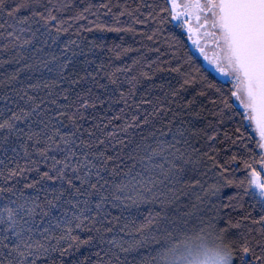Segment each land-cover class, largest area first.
Wrapping results in <instances>:
<instances>
[{
    "label": "trees",
    "instance_id": "obj_1",
    "mask_svg": "<svg viewBox=\"0 0 264 264\" xmlns=\"http://www.w3.org/2000/svg\"><path fill=\"white\" fill-rule=\"evenodd\" d=\"M18 2L5 0L0 9V112L6 118L10 115L7 109H30L33 105L28 97L32 96L42 103L27 122H20L25 132L29 123L31 131L42 137L51 134L53 127L61 133L71 132L73 113L82 117L77 127L84 140L90 139L89 132L103 139L101 128L105 134L115 130V136L98 149L112 157L101 171L100 183L107 181L111 190L110 186L124 181L129 172L156 182L153 196L144 201L123 200L115 206L111 199L106 202V215L95 227L103 225L111 232L76 229L73 237L86 240L91 235V243L76 247L71 239H63L57 244V239L66 235L65 225L58 227L57 218L63 220L62 212L75 211L66 201H82L87 196L74 197L69 189L55 201L53 189L60 187L58 182L25 187L39 180L35 168L43 172L49 165L33 151L32 141L10 136L0 147V188L39 197L36 202L44 207L37 208V213L48 211L49 200L60 206L47 217L36 216L33 226L50 228L56 238L51 246L58 248L37 264H98L100 259L111 260V264H141V256L159 247L156 241L180 246L212 244L225 227L229 230L224 242L234 249V264H240V245L245 238L259 239L261 225L252 221L264 215V202L251 195L250 182L253 170L256 180L264 181L262 150L257 147L253 128L243 120L242 106L231 94L232 80L222 78L207 64L184 25L164 10L170 0H40L9 16ZM48 9L56 21L45 24L39 17L32 18L33 12L47 15ZM25 17L30 19L21 24ZM111 28L122 31L106 30ZM113 79L115 84L110 82ZM81 98L95 107H80ZM214 134L216 139L209 140ZM173 138L175 147H171ZM25 146L30 155H25ZM153 150L163 151L168 160L176 153L187 163L181 162L180 171L165 175L168 160L152 157ZM161 164L163 170L158 167ZM19 169L24 174L10 178V173ZM221 172L226 179L221 178ZM91 182L96 183L97 177ZM75 183L80 187L79 181ZM212 185L219 189L215 194L210 191ZM5 196L16 198L8 192ZM95 199L92 197L93 202ZM229 221L240 227H230ZM85 227L93 226L86 223ZM141 227L144 231H137ZM144 236L148 239L138 251L121 252L107 242L113 237L136 242Z\"/></svg>",
    "mask_w": 264,
    "mask_h": 264
},
{
    "label": "snow or ice",
    "instance_id": "obj_2",
    "mask_svg": "<svg viewBox=\"0 0 264 264\" xmlns=\"http://www.w3.org/2000/svg\"><path fill=\"white\" fill-rule=\"evenodd\" d=\"M39 2L40 0H19L17 7L8 15L12 16L14 13H18L21 8H31L33 4ZM4 4L5 0H0V9L4 8ZM103 7L107 8L108 5L105 4ZM164 10L169 12L172 19L182 20L184 25H188L189 32L192 31L190 21H195L196 30L205 38L206 43L204 46H200L197 41L194 43H197L200 51L204 53L205 59L221 75L231 78L234 87L231 94L243 108V120L253 128L258 136L257 147L262 150L261 160L264 161V0H184L182 4L178 0H170L169 7ZM123 14L122 12L121 15ZM35 17H39L45 24L57 20V17L52 15L51 9L47 10V15L44 12H33L32 18ZM29 19V17H25L20 20V23L25 24ZM59 30L58 28L57 31ZM106 30L122 31L118 28ZM16 38L19 39V37ZM209 41L213 49L210 57L204 52ZM174 71H179V69H174ZM145 75L147 74L145 73ZM110 82L115 84L116 80L113 79ZM184 83L187 84L189 81L186 79ZM177 94L173 93L174 96ZM64 99L67 100L66 95ZM81 100L80 107L85 109L95 107L94 103H89L83 98ZM28 101L33 105L30 109L21 108L19 111L7 109L10 115L6 118L3 112H0V147H3V144L12 135L23 136L33 142V151L38 154L44 164L49 165L48 169L43 172H40L38 167L35 168L34 170L39 173V180L31 182L25 187L36 188L37 184L42 181L58 182L60 187L53 189L55 201H59L69 189L74 197L87 196L82 201L79 199L66 201L67 204L73 205L75 211L70 214L62 212L63 220L57 218V226L65 225L66 233L65 236L57 239V244L63 239H71L75 242L76 247L91 243L93 239L91 235L86 240L73 237L72 232L76 229H82L89 233L93 228L96 233L111 232V228L103 225L95 227L106 215L105 204L110 199L115 206L117 202H123V200L137 202L153 196L156 182L151 178L145 179L141 174L127 173L124 181L110 186L111 190H109L107 181L100 183L103 179L101 171L107 168V162L112 157L98 149L106 139L115 136V130L105 134L104 129L101 128V133L104 134L103 139L95 136L94 132H89L90 139L84 140L81 138L79 127H77V121L82 117H77L73 113L71 117L73 130L71 132L61 133L58 128L53 127L51 134H45L42 137L40 132L31 131L30 123L27 124L29 131L25 132L23 128L19 127L20 122H27L41 108L42 103H36V98L32 96L28 97ZM190 105L191 102L188 106L190 107ZM66 107H71V105H66ZM61 115H66V113H61ZM134 119H138V117ZM44 127L47 128L48 125L44 124ZM124 130L126 131V129ZM208 139L215 140L216 134L209 136ZM175 143L177 142L173 138L171 147H175ZM53 152L55 155H50ZM25 155H30L27 146H25ZM158 155L163 157V151H152V157ZM60 156L62 158H57ZM172 156L174 157L172 160L163 157L168 160L169 164L165 175L173 171H180L179 164L181 162L187 163L183 160V156H177L176 153H172ZM209 159H214V157H209ZM35 163L36 161H33V164ZM158 167L161 170L164 169L163 164ZM220 167L223 168V165ZM113 172L115 173V169ZM23 174L24 170L19 169L11 172L10 178ZM256 175L253 170L250 176L251 195L257 198V202H264V181L258 182ZM93 176L97 177L96 183L91 182ZM220 176L222 179H226L223 172L220 173ZM75 181L80 182V187H77ZM226 183H231V181H226ZM84 186H87L86 192ZM218 190L216 185L210 186L212 194ZM5 192L12 193L16 198L5 196ZM92 197H96L94 202ZM38 199L39 197H26L23 192L17 193L12 188H0V264H37L38 260L47 257L50 252L58 250L57 247L51 246V240L56 238L50 234V228L41 229L39 225L34 227L33 224L37 215L47 217L53 209L60 206L53 200H49L47 201L48 211L37 213V208L43 209L44 207L36 202ZM262 210H264V203H262ZM86 223H90L93 227L86 228ZM252 223L261 225L257 230L259 239L253 237L251 240L247 238L243 240L239 248L240 264H264V215H261L259 220H253ZM229 226L240 227V224L233 225L229 221ZM228 230V227L220 229L213 238L212 244L200 242L186 243L180 246L156 241L159 247H153L148 251L147 256H141V264H234V249L230 244L224 242V234ZM137 231L143 232L144 229L141 227ZM100 239L103 240V237L101 236ZM147 239L148 237L144 236L140 241L129 242L124 241L122 237L120 239L113 237L107 242L121 252H128L130 250L138 251L144 247ZM125 244H128V247H125ZM257 248L259 252H257ZM63 254L62 252L61 255ZM99 255L97 253L98 257ZM98 264H111V260L100 259Z\"/></svg>",
    "mask_w": 264,
    "mask_h": 264
},
{
    "label": "rangeland",
    "instance_id": "obj_3",
    "mask_svg": "<svg viewBox=\"0 0 264 264\" xmlns=\"http://www.w3.org/2000/svg\"><path fill=\"white\" fill-rule=\"evenodd\" d=\"M178 2L179 3H184V0H178ZM177 21H179V22H181L182 24H183V21L182 20H177ZM191 22V21H190ZM184 25V24H183ZM184 27H185V30L187 31V33H188V36H189V38H190V41H191V43H192V45L195 47V49L203 56V58H204V60L207 62V64L219 75V76H221L222 78H224V79H227V78H230V77H228V76H224V75H221L214 67H213V65H211L210 63H209V61L207 60V59H205V55H204V53H202L201 51H200V48L197 46V43H194V41H197L196 39H195V37L192 35V33L191 32H189V26L188 25H184ZM199 43V42H198ZM199 45L201 46V44L199 43ZM206 53V52H205ZM231 79V78H230ZM237 102L239 103V101L237 100ZM240 104V103H239ZM200 243V242H199ZM206 243H208V242H206Z\"/></svg>",
    "mask_w": 264,
    "mask_h": 264
},
{
    "label": "flooded vegetation",
    "instance_id": "obj_4",
    "mask_svg": "<svg viewBox=\"0 0 264 264\" xmlns=\"http://www.w3.org/2000/svg\"><path fill=\"white\" fill-rule=\"evenodd\" d=\"M190 24H191V28H192V31H191L192 35L195 37L197 42H199L201 44V46H204L205 43H206V40H205V38L203 36H201L199 34V32H197L195 21H191ZM207 43H208V46L205 47L204 52H206L207 55L210 57V56H212L213 49H212L210 41L207 42Z\"/></svg>",
    "mask_w": 264,
    "mask_h": 264
}]
</instances>
